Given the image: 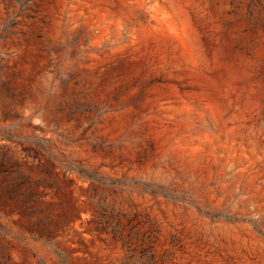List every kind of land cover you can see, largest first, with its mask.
Masks as SVG:
<instances>
[{
  "label": "rangeland",
  "instance_id": "rangeland-1",
  "mask_svg": "<svg viewBox=\"0 0 264 264\" xmlns=\"http://www.w3.org/2000/svg\"><path fill=\"white\" fill-rule=\"evenodd\" d=\"M0 264H264V0H0Z\"/></svg>",
  "mask_w": 264,
  "mask_h": 264
}]
</instances>
